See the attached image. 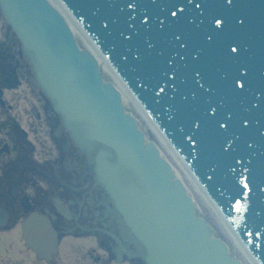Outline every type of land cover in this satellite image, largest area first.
Instances as JSON below:
<instances>
[{
    "label": "water",
    "instance_id": "obj_1",
    "mask_svg": "<svg viewBox=\"0 0 264 264\" xmlns=\"http://www.w3.org/2000/svg\"><path fill=\"white\" fill-rule=\"evenodd\" d=\"M64 1L157 110L264 264V0ZM23 2L0 5L148 264H239L211 240L170 166L144 143L59 14L46 0Z\"/></svg>",
    "mask_w": 264,
    "mask_h": 264
},
{
    "label": "flooded vegetation",
    "instance_id": "obj_2",
    "mask_svg": "<svg viewBox=\"0 0 264 264\" xmlns=\"http://www.w3.org/2000/svg\"><path fill=\"white\" fill-rule=\"evenodd\" d=\"M19 50L14 40H8L7 46L0 42V91L20 90L15 100L7 95V104L0 101V207L16 218L29 212L49 213L51 208L61 230L79 231L94 236L97 242L104 240L102 248L110 254L118 253L114 248L118 238L122 245L132 247L128 232L105 193L101 189L87 192L80 187H89L86 171L83 178L79 174L86 165L85 159L75 146H65L70 139L63 129L64 133L59 136L54 134L60 120L46 100L29 92V67L17 57ZM13 76L18 79L13 81ZM16 81L18 83L14 84ZM18 101H25L23 106H18V117L20 122L29 123L26 135L17 134L13 129L16 120L10 114ZM65 206L70 209L67 214ZM69 247L75 253L80 250L73 245ZM103 252L105 256H97L96 263L109 260ZM65 257L80 264L70 255ZM32 263L31 257L22 258L14 253L5 264Z\"/></svg>",
    "mask_w": 264,
    "mask_h": 264
},
{
    "label": "bare ground",
    "instance_id": "obj_3",
    "mask_svg": "<svg viewBox=\"0 0 264 264\" xmlns=\"http://www.w3.org/2000/svg\"><path fill=\"white\" fill-rule=\"evenodd\" d=\"M18 2V0H15ZM50 3L65 16V11L63 7L59 4L57 0H49ZM24 2L21 0V5ZM66 20L69 23V28L74 35V39L76 40L80 49H84V51H88L90 55L94 58L96 63L98 64L99 70L102 74V77L106 82L114 87V89L120 94L122 105L125 110L132 116L135 120L137 127L143 131L145 139L152 143L160 153V156L167 161V163L173 167V173L175 174V178L178 179L184 189L186 190L188 196L191 197L192 202L194 203L195 209L197 214L199 213L202 215L199 207H198V200L200 202H204V205L209 206L213 214L219 219L221 224L225 227L226 233L229 235L230 239L232 240L233 245L235 246L236 251H234L225 241L229 254L233 257H242L243 261L242 264H256L251 256L247 253V251L243 248L240 242L237 240L236 236L233 234L232 230L227 226L224 222L223 218L219 214L218 210L215 208L213 204H211L208 197H206L205 193L202 191L198 183L196 182L195 178L193 177L192 173L185 167L183 162L179 159L176 153L171 149V144L166 140V138L161 134L159 130L153 125L152 121L146 116L145 111L141 108L140 105L137 104L135 99L126 89V85L120 80V78L113 72V70L108 66V64L104 63L105 60L101 56V54L97 51L94 45L91 43L89 38L78 28L74 25L68 16H65ZM133 106L138 114L134 112ZM131 111H130V110ZM145 125V128H144ZM191 191H194L196 195L191 194ZM198 214V215H199ZM199 215V216H200ZM216 234V233H215ZM214 234V237L218 238V235ZM238 249V250H237ZM173 261L176 259L173 257ZM178 264H182L178 261Z\"/></svg>",
    "mask_w": 264,
    "mask_h": 264
},
{
    "label": "rangeland",
    "instance_id": "obj_4",
    "mask_svg": "<svg viewBox=\"0 0 264 264\" xmlns=\"http://www.w3.org/2000/svg\"><path fill=\"white\" fill-rule=\"evenodd\" d=\"M133 109H134L133 111L136 112L135 108H133ZM136 114H137V112H136ZM144 128H145V125H144ZM191 194H192V196L196 195V193L194 191H191ZM196 196H198V195H196ZM198 207H199L203 217L208 221V223L212 226V228L215 229L216 234L220 238H222L225 242H227L234 251H236L235 246L232 243V240L230 239L229 235L226 233L225 228L221 224L219 219L215 216V214H213L212 209L209 206L204 205L203 201L200 202L199 200H198ZM8 238L14 239V238H16V235L9 236ZM237 259H239L241 261L243 260L241 257H237Z\"/></svg>",
    "mask_w": 264,
    "mask_h": 264
}]
</instances>
